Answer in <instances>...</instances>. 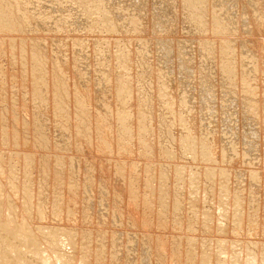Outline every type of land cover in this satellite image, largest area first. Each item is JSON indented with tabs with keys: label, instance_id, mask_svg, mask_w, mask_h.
<instances>
[{
	"label": "rangeland",
	"instance_id": "obj_1",
	"mask_svg": "<svg viewBox=\"0 0 264 264\" xmlns=\"http://www.w3.org/2000/svg\"><path fill=\"white\" fill-rule=\"evenodd\" d=\"M0 15L11 27H0V154L16 148L3 134L13 127L36 156L25 169L8 163L18 178L30 172L38 222L84 232V249L107 250L106 264H202L189 242L222 236L264 245V0H0ZM185 136L211 160L182 153ZM178 163L217 177L198 178L194 208Z\"/></svg>",
	"mask_w": 264,
	"mask_h": 264
},
{
	"label": "bare ground",
	"instance_id": "obj_2",
	"mask_svg": "<svg viewBox=\"0 0 264 264\" xmlns=\"http://www.w3.org/2000/svg\"><path fill=\"white\" fill-rule=\"evenodd\" d=\"M261 2V1H260ZM261 5V4H260ZM3 14V12H2ZM261 14V13H260ZM1 16V15H0ZM3 19V20H2ZM8 18H2L0 19V27L3 26H8L6 20ZM110 21V20H108ZM111 22V21H110ZM15 23V22H14ZM14 23H12L14 25ZM112 23V22H111ZM18 26V23L16 24ZM114 25V24H113ZM11 26V25H10ZM3 27H1L2 29H4ZM7 27V28H8ZM14 27V26H12ZM11 29V27H9ZM6 29V27H5ZM15 30V29H14ZM2 42V41H1ZM224 43H226L225 39L223 41ZM10 43L12 44V41H10ZM229 43V42H228ZM3 44V43H2ZM10 44V45H11ZM14 45V44H12ZM17 45V44H16ZM212 45V44H211ZM226 46V45H225ZM16 49V46H13ZM18 47V46H17ZM35 48V47H34ZM126 48V47H125ZM224 48V47H223ZM228 48V45L226 47V49ZM232 48V46H231ZM263 48V47H262ZM17 48V51L21 53V49ZM225 49V50H226ZM233 49V48H232ZM235 49V48H234ZM26 49H23V52ZM35 50V49H33ZM224 50V49H223ZM32 51V50H31ZM30 51V53H31ZM231 51V50H230ZM35 52V51H34ZM33 52V57L34 55H37ZM224 52V51H223ZM226 52V51H225ZM235 53V50L233 51ZM29 54V52L26 51V54ZM27 54V55H28ZM233 54V53H232ZM227 55V54H226ZM236 55V54H235ZM261 55V54H260ZM264 55V54H263ZM32 57V53L31 56ZM235 57V56H234ZM239 57V56H238ZM255 62V61H254ZM251 63V62H250ZM260 63V62H259ZM257 66V64H255ZM260 65V64H259ZM225 66V65H223ZM226 67V66H225ZM239 67V66H238ZM240 67H244L241 66ZM258 67V66H257ZM228 69V68H227ZM230 69V68H229ZM228 69V70H229ZM233 68H231L232 70ZM251 69V68H250ZM252 69H256L257 68H252ZM251 69V70H252ZM223 70V69H222ZM261 70V69H260ZM264 70V69H263ZM247 71V70H246ZM244 71L246 74L247 72ZM250 70H248L249 72ZM228 73V71H226ZM229 72L232 73V71L229 70ZM234 72V70H233ZM262 72V71H260ZM264 72V71H263ZM262 72V75H264ZM226 73V74H227ZM252 73V72H251ZM257 73V72H256ZM245 74V75H246ZM254 74V73H253ZM225 75V74H224ZM233 75V73L231 74ZM236 75V74H235ZM47 76V75H45ZM227 76V75H225ZM228 76H230V73L228 74ZM227 76V77H228ZM252 76V75H250ZM253 77V76H252ZM42 78V77H41ZM43 78H45L43 76ZM42 78V79H43ZM247 78V77H246ZM249 78V77H248ZM42 79H40V81H42ZM243 79V77H242ZM241 79V80H242ZM227 80V79H226ZM245 80V79H244ZM230 81V79H229ZM47 83V82H45ZM47 91V89H44ZM50 90L49 86H48V91ZM262 90V88H261ZM40 91V90H39ZM39 93H43V92H39ZM48 93V92H47ZM46 93V94H47ZM251 93V92H250ZM45 94V93H44ZM43 94V95H44ZM47 96V95H46ZM46 96L44 98H46ZM41 97V96H40ZM42 98V97H41ZM251 100V99H250ZM44 101V100H43ZM259 101V100H258ZM256 104V103H255ZM264 104V103H263ZM253 106V105H252ZM14 116V115H13ZM17 118V117H16ZM15 119V118H14ZM123 119V118H122ZM146 119V118H145ZM17 120V119H15ZM20 120V119H19ZM18 120V122H19ZM149 120V119H148ZM122 121V120H121ZM139 121H141L139 119ZM124 122V121H123ZM144 122V121H143ZM142 122V123H143ZM22 125L24 127H27L25 124L26 122H24V120L22 121ZM139 124L142 125L141 122H138ZM137 123V124H138ZM253 123V122H252ZM144 125V124H143ZM138 127V125H137ZM182 127V126H181ZM140 128V127H139ZM145 128V127H144ZM141 126V130L144 129ZM25 129V128H24ZM3 130H7V128H3ZM10 130H12L13 135H10L9 131H4V135L7 137L8 141H12L14 142L12 145L14 146V151L11 152L13 154L9 155H1L0 154V264H106L105 262H102L105 254L107 252H105V249H99V252H95L92 251V247H87V249H84L85 246H89L90 244L87 242V238L83 237V234L80 231H73L72 227H68L66 225H59L56 226L53 225H45V223L43 224L41 221L38 222L41 218H44V207H43V203L39 201L40 196H38L40 194L37 193L38 197H34L36 195L35 191H33V189L31 190V188L33 187V179L32 180H26L31 178V175H28V173L30 174V172L26 173L25 170H22V174L25 175L26 177H21L22 175H19L20 177L18 178V176L16 175V173L14 172V170L12 169V164L8 163L10 160L12 161L13 159H20L19 161L24 165V169L25 167L27 168L28 165H34V162L37 161L36 156L34 155V153H28L25 151V149L23 148V146L26 144V140L22 139V136H20L21 134H19V132L17 133V130L15 128H11ZM20 130V129H19ZM139 131H141L140 129H138ZM146 132V131H145ZM15 133V134H14ZM16 137H17V141H16ZM196 138V137H195ZM194 138V139H195ZM76 142L79 141V145L84 144L81 141V138L76 136ZM190 139V137H189ZM188 137H179V143L178 145L180 147H182L183 151L182 153H184L185 155H188L189 158L191 157V159H193L194 161L197 160L199 161V158L202 160L206 159L209 161L211 160V152L209 151V148L203 149L202 147V151L200 154V156L198 155L199 153L197 152V148L194 146V144H191V140L189 141ZM45 141H47L45 139ZM194 141V140H193ZM3 142V141H2ZM191 142V143H190ZM199 142V140H198ZM203 142V141H202ZM197 143V141L195 142ZM200 145V143H198ZM202 144V143H201ZM203 145V144H202ZM44 146V143H43ZM233 146V145H232ZM107 147V146H106ZM203 147L205 148V146L203 145ZM207 147V146H206ZM235 147V146H234ZM199 148V147H198ZM233 148V147H232ZM24 149V150H23ZM200 149V148H199ZM201 150V149H200ZM206 150V151H205ZM234 150V149H233ZM264 150V149H263ZM170 151V150H169ZM222 151H225L224 149ZM87 152V151H86ZM171 152V151H170ZM233 151H231L232 153ZM230 153V154H231ZM174 154V153H173ZM225 154V153H224ZM247 155V153H245ZM175 156V155H174ZM170 158H172V156H170ZM23 160V161H22ZM18 161V160H17ZM27 161V162H26ZM191 161V160H190ZM13 162V161H12ZM196 162V161H195ZM45 163V162H44ZM47 163V162H46ZM193 163V162H192ZM105 163H103L102 165H104ZM179 164V163H178ZM177 164V165H178ZM188 164V163H187ZM191 164V163H190ZM32 165V166H33ZM55 165H59L61 166V164H55ZM175 165V172H179V176L182 175V173L185 174L184 177H181L182 182L185 186V188H188V201H190L191 206L194 208V205L196 204L199 196L195 190V185L196 182L198 180L199 177L203 178L205 177V179H209L210 177L213 178L211 180V182H213L214 180H216V176H213V173L211 174V168L209 170V168L207 169V167L205 166V168L202 171H196L192 170V168H188L193 164H191L188 167L187 166H183L182 163L179 164L178 166ZM7 166H9L10 169H7ZM57 166V167H59ZM198 166V165H197ZM29 167V166H28ZM62 167V166H61ZM92 167V166H91ZM195 167V165H194ZM47 169V168H46ZM51 169V168H50ZM96 169V168H95ZM215 169V168H214ZM217 169V168H216ZM215 169V170H216ZM237 169V168H236ZM31 170V169H29ZM102 170H104V172L106 171L108 173L109 169L107 168L106 165H104L102 167ZM120 170V169H119ZM125 170V169H124ZM224 170V169H223ZM10 171H12L10 173ZM118 171V169H117ZM116 171V173H117ZM218 171V170H217ZM249 171V170H248ZM260 171V170H259ZM54 172V171H53ZM224 172V171H223ZM10 173V174H9ZM48 173V172H47ZM55 173V172H54ZM218 173V172H217ZM220 173V171H219ZM227 173V172H224ZM224 173H221L219 177H223L225 175ZM235 173V172H234ZM21 174V173H20ZM52 174V173H51ZM112 174V173H111ZM115 174V173H114ZM118 174V173H117ZM117 174H115V176L117 177ZM121 174V173H120ZM126 174V173H125ZM57 175V174H55ZM76 175V174H75ZM108 175V174H107ZM123 174H121L122 176ZM178 175V174H177ZM205 175V176H204ZM61 176V175H59ZM120 177V175H118ZM228 176V175H226ZM56 178L58 176H55ZM108 177V176H107ZM110 177V176H109ZM118 177V178H119ZM178 177V176H177ZM207 177V178H206ZM216 177V178H215ZM218 177V178H219ZM18 178V179H16ZM53 178V176H52ZM59 178V177H58ZM124 178V177H123ZM254 178V177H253ZM15 179L18 180L17 182H15ZM61 179V178H60ZM55 180V179H54ZM59 180V179H58ZM96 180V179H95ZM101 180V179H100ZM115 180V179H114ZM113 180V181H114ZM122 181V178L120 179ZM178 180V179H177ZM209 180V181H210ZM225 180V179H224ZM228 182V179H226ZM225 180V181H226ZM60 181V180H59ZM63 181V180H62ZM118 181V180H117ZM126 181V180H125ZM129 181V180H128ZM200 181V180H199ZM208 181V182H209ZM55 182V181H54ZM130 182V181H129ZM178 182V181H177ZM233 182V181H232ZM244 182V181H243ZM253 182V181H252ZM220 183V182H219ZM218 183V184H219ZM67 184V183H66ZM125 184V183H124ZM182 184V185H183ZM39 185V184H38ZM126 185V184H125ZM198 185V184H197ZM225 185V187H223ZM128 186V184H127ZM237 186V185H236ZM253 186V185H252ZM122 188V186H120ZM126 187V186H125ZM201 187V186H200ZM219 189H222L223 191V196L220 195L219 192V202H218V211L219 214L216 217V220L214 221L218 223V226H216L218 228V232L222 233L225 230V227L227 225L226 220L228 217V196L229 194H227L228 190V185L223 182L220 184ZM119 189L118 187H116V191L118 192H122L123 189ZM127 188V187H126ZM212 188V187H211ZM264 188V187H263ZM120 191H119V190ZM190 189V190H189ZM238 189V188H237ZM36 190V189H35ZM39 191V190H38ZM36 191V192H38ZM113 191V192H116ZM126 191V190H125ZM134 191V189H133ZM233 191V190H232ZM242 191V190H241ZM71 192V191H70ZM212 192L213 195V191ZM238 192V191H237ZM117 193V192H116ZM133 193V192H132ZM229 193V192H228ZM236 193V192H235ZM244 193V192H243ZM74 194V192H73ZM71 193V195H73ZM114 194V193H113ZM120 195H122V193H119ZM232 194V193H231ZM115 195V194H114ZM238 195V194H237ZM236 195V197H237ZM67 196V195H66ZM77 197V196H76ZM123 197V196H122ZM202 197V196H200ZM235 197V196H233ZM249 197V196H248ZM38 198V199H37ZM53 198V197H52ZM75 198V195H74ZM74 198L69 197L68 199L70 201H68L67 204H65L66 208V212L67 215L68 214H72V210L70 208V203L74 204L73 202L75 201ZM239 198V197H238ZM237 198V199H238ZM54 199V198H53ZM62 199V198H61ZM235 198V201H238ZM74 200V201H73ZM222 200V201H221ZM231 200V199H230ZM241 200V199H240ZM254 200V199H253ZM73 201V202H72ZM202 200H200L201 202ZM243 202V201H242ZM247 202V201H246ZM254 203L256 201H253ZM251 202V203H253ZM189 203V202H188ZM237 202H234V205ZM237 203V204H238ZM253 203V204H254ZM51 204V203H50ZM54 204V202H53ZM64 206V207H65ZM128 206V205H127ZM181 206V203L178 199H176V210L178 208L177 211H179ZM190 206V207H191ZM231 206V205H230ZM237 206V205H236ZM240 206V205H239ZM252 206V204L249 206V208ZM53 207V206H52ZM73 207V205L71 206ZM130 207V206H128ZM197 207V206H196ZM195 207V208H196ZM56 208V207H55ZM54 208V209H55ZM192 208V209H193ZM234 208V207H233ZM233 208H230V211L233 210ZM254 208V207H253ZM51 209V208H50ZM200 209V208H199ZM238 211L237 208H235ZM256 210V208H254ZM59 210V209H58ZM204 215H203V219L206 220V222L208 223L207 226H210L211 222L210 218L213 216L214 218V214L211 213L209 210L204 209ZM195 211V210H194ZM251 211V209H250ZM51 212H55L54 210ZM176 212V211H175ZM234 212H236L234 210ZM202 213V212H201ZM231 213L230 212V217H231ZM252 213V212H251ZM255 213V211H254ZM237 214V215H238ZM242 213L240 212V215ZM66 215V214H65ZM66 215V218H67ZM247 215V214H246ZM69 216V215H68ZM202 216V215H201ZM248 216V215H247ZM200 217V216H199ZM233 219L235 218L234 224L241 226L238 222L236 223V220L238 221V218L236 219V214L232 215ZM207 218V219H205ZM228 219H230L228 217ZM38 220V221H37ZM42 220V219H41ZM241 220V219H240ZM239 220V222H240ZM231 221V220H230ZM251 222V221H250ZM205 223V222H204ZM205 225V224H204ZM191 227V226H190ZM228 227V226H227ZM230 227V226H229ZM237 227V228H238ZM209 228V227H208ZM242 230V229H241ZM216 232V231H215ZM229 232V231H228ZM235 232V231H234ZM240 232V231H239ZM86 233V232H85ZM89 234V233H88ZM221 237V236H220ZM223 237V236H222ZM216 238L217 240L211 241L210 245L205 246L204 243H199L202 246V250L200 251V249L198 250V243H195L194 240L190 241L189 243V247L195 246V250L199 251V254H201L203 256V259L201 260L202 264H264V245H251L250 243H245L244 241H241L240 244L237 243L235 240H226V238ZM86 239V241H84V239ZM193 238V237H192ZM213 238V237H212ZM96 239V238H95ZM98 239V238H97ZM96 239V240H97ZM95 240V241H96ZM130 240V239H129ZM87 244L85 245L84 242ZM97 242V241H96ZM114 242V241H113ZM206 242H208V240H206ZM161 243V242H160ZM89 244V245H88ZM262 244V243H261ZM264 244V243H263ZM100 245H102L100 243ZM99 245V246H100ZM103 246V245H102ZM101 246V248H102ZM159 246H163V245H159ZM96 247V246H95ZM92 248V249H91ZM105 248V247H104ZM161 248V247H160ZM163 249V248H162ZM193 249V250H194ZM114 250V249H113ZM112 251V250H111ZM115 251V250H114ZM112 252L111 254H108L109 256H111L110 260L113 259H117L119 261V255L121 253L119 252ZM162 251V250H161ZM163 252V251H162ZM119 253V254H118ZM160 253V252H159ZM168 254V253H167ZM171 254V252H170ZM122 255V254H121ZM172 255V254H171ZM174 257V255H172ZM108 257V256H107ZM124 260V259H123ZM109 261V259H108ZM117 261V262H118ZM107 262V261H106ZM111 262V261H110ZM116 262V263H117ZM192 263V262H191ZM108 264V263H107ZM110 264V263H109ZM119 264V263H117Z\"/></svg>",
	"mask_w": 264,
	"mask_h": 264
}]
</instances>
